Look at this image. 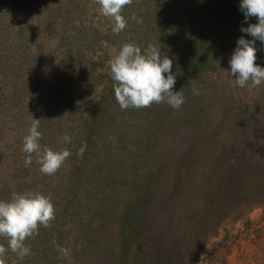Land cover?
I'll return each mask as SVG.
<instances>
[{
    "label": "rangeland",
    "instance_id": "obj_1",
    "mask_svg": "<svg viewBox=\"0 0 264 264\" xmlns=\"http://www.w3.org/2000/svg\"><path fill=\"white\" fill-rule=\"evenodd\" d=\"M24 1L27 5V0ZM9 3L0 0V199H9L13 192H41L51 197L57 211L65 202L63 198L71 197L66 186L70 156L74 157L78 139L93 120L91 116L86 120L90 108L87 113L78 114L80 105H89L91 101L81 103L77 97L83 81L76 71L77 62L83 65V59L95 57L93 45L88 46L83 36L80 37L79 27L75 28L79 31L77 40L71 36V27L61 10L46 9L38 16L29 6L17 18L15 12L22 11L21 6L16 11ZM88 4L91 12L99 11L93 2ZM100 16L101 13L95 19ZM9 23L10 29L6 30ZM226 23L218 34L235 38L240 32L238 24L232 20ZM23 28L25 37L15 40V30L17 34ZM223 49L227 50L219 52L218 68L214 67L203 77L205 91L191 86L192 97L176 108V115L183 113L187 118H196L178 119L175 126H165L164 139H155L156 143L161 139L159 149H163L154 146L155 152L144 150L146 155H151V161L145 160L142 171L149 169V164L153 167L157 160L166 166L154 183L156 188L150 187L146 194L143 187L139 193L145 194L146 199L142 197L134 203L130 200L133 195L122 197L120 213L124 222L115 225L107 251L98 254L94 248L86 247L77 255L80 249L74 250L69 234L65 233L62 244H58L51 229L45 227L38 228V238L30 247L35 249V255L43 247L57 249L60 245L70 252L63 256L62 263L55 264H264V86L245 87L238 92V85L227 72L229 48ZM100 55H105L104 50ZM255 63L264 66V49L257 52ZM176 91L184 99V93H189L183 87ZM194 96L196 101L192 103L190 99ZM246 97L249 103L245 101V106L239 108L240 101ZM161 108L167 115L175 109L161 102L153 107L150 116L128 117L112 131L121 126L131 127L129 131H137L135 134L140 136L143 129L157 124L155 132H160ZM33 118L40 119L42 147L54 151L66 148L71 153L53 175L39 171L36 153L31 154L32 163L25 165L29 154L22 151L23 137ZM65 133L72 137L70 143L62 140ZM109 135L114 137L111 132ZM120 142L115 147L117 154L125 161L131 157L139 161V152L143 154L140 138L130 136ZM158 154L161 156L155 159ZM208 154L210 157H204V162L212 166L202 173L200 165L195 164V156ZM85 177L80 190L82 196L87 195L90 186ZM206 186L211 187V192L208 193ZM111 202L107 205L109 212L114 211ZM177 204L178 211L174 210ZM85 217L89 225L93 224L91 216ZM70 218L77 221L72 212L67 219ZM50 222L57 224L56 216ZM66 226L69 229L68 223ZM116 238L119 244H114ZM181 252L187 256L183 257ZM25 260L26 256L22 262Z\"/></svg>",
    "mask_w": 264,
    "mask_h": 264
},
{
    "label": "trees",
    "instance_id": "obj_2",
    "mask_svg": "<svg viewBox=\"0 0 264 264\" xmlns=\"http://www.w3.org/2000/svg\"><path fill=\"white\" fill-rule=\"evenodd\" d=\"M9 1L14 10L19 11V6L22 8V11H19L20 13L15 12L17 18L29 6L38 16H42L43 11L46 9L56 8L59 12L61 10L62 17L66 19L71 27V36L77 40L75 37H77L76 33L79 31H76L75 28L79 27L80 37L83 36L88 46H90L89 44L93 45L92 52L95 57L83 59V65H81V61L77 62L76 70L83 81L77 97L81 98V103H84V100L90 99L91 101L89 105L81 104L78 114L87 113L88 108H90L91 113H87L86 120L90 116L93 119L89 124L83 119V123L87 124L86 133L78 139L76 146L79 149L82 144L86 143L87 147L82 156L76 155L78 149L74 151V157L70 156L68 163L70 165L69 183L66 186L71 197L69 199L67 195V198H63L65 202L55 211L57 224L56 222H49L48 229H51L54 235L53 240L58 241V244H62L65 233L69 234L71 236L70 244L73 242L75 245L74 250L80 249V251H77V255H81L86 247L94 248L98 254L105 253L109 243L113 240L112 234L114 235L115 225L118 222H124L120 213L122 197L133 195L130 200L134 203H137L142 197L146 199L145 194L139 195V193L143 192V187L147 190L146 194H149L150 187L156 188L154 183L158 180L162 168L166 166L162 160H157L158 163L153 164V167H151L152 164H149V169L146 167L142 171L146 161H151V155H146L147 153L144 150L149 149L155 152L153 150L155 147L162 150L163 148L159 149L161 139L158 143L155 142V139L157 137L158 139L160 137L164 139L165 126H175L178 119L187 118L183 113L176 115V108L173 110L174 113L169 111L172 113L171 115H167V111L161 108L160 112L163 113V117L159 122L160 132H155L154 127L157 124H151L149 129H143L142 126L143 131H141L140 136L135 134L137 131L131 133L129 131L131 127L121 126L116 131H112V129L118 127L117 123L124 124V120L128 117L142 119L143 117L146 118L145 116H150L153 107L158 106L159 103L153 102L150 106L139 109H121L114 96V81L110 76V59L124 43H134L140 46L141 49L149 43L162 46L161 50L173 60L172 72L176 76L173 91L180 89V87H183L184 90L188 89L189 93H184V100H187L193 95L190 93L191 86L199 91H205L206 84H203L205 83L203 77L209 75L214 67L218 68L220 63L218 59L219 52L227 50L223 47H228L227 53L231 55L235 40L241 33L237 32L235 38L222 37L218 33H220L222 26H225L226 22L231 20L235 22L234 24H238L240 28L244 16L238 7L239 0H131V3L125 5L122 9V15L128 20V23L127 27L119 34L112 32L110 18L101 14L100 17L95 19L100 13L97 0H27V5L24 0ZM82 1L84 3L81 4ZM88 2H93L99 11L91 12ZM133 14L141 18L142 22L138 23L130 19ZM220 14H222V17ZM42 18H44V15ZM255 22H257L256 18L251 17L249 23ZM10 24L8 28L5 27L6 30L10 29ZM25 33L24 28L18 29L17 34L15 30L14 39L25 37ZM63 33L65 35V31H62ZM0 37H2L1 32ZM246 38L250 39L251 37ZM257 47L264 49L259 41H257ZM102 50H104V56L100 55ZM209 68L212 70L206 71ZM263 86L262 83L261 87L263 88ZM241 89L238 86V92ZM207 92H210V90ZM97 93L100 94L97 95ZM191 100L194 103L196 97L194 96ZM245 101L249 103L246 97L240 101L239 108L245 106ZM162 105L166 106L167 103L162 102ZM188 105L191 106V103ZM167 116H170V118L167 119ZM194 118L196 117L187 119L189 121ZM246 119L242 120L246 121ZM110 132L114 137L108 136ZM130 136L139 137L141 144H143L140 145V151L143 154L139 152V161L133 157H131V160L127 158L125 161L117 154L118 152L115 149L121 143L120 141ZM199 153L201 155L200 151ZM158 156H161V154L156 155L155 159L159 158ZM195 157H197L195 164L200 165V172H208L209 167L211 168L212 165L207 166L204 157L209 159L210 155ZM79 158L81 159L78 160ZM84 175L88 178L86 183L90 185L86 196L80 195ZM206 188L208 193L211 192V187L206 186ZM110 201L113 203V212L107 211V205ZM127 204L128 202H125L124 206H127ZM179 208L178 204L174 206V210L178 211ZM70 212L77 217L76 222H73L71 218L67 219ZM85 216L88 218L91 216L94 221L93 224L89 225V220ZM66 223L69 224V229H67ZM130 225L132 226V223ZM133 226H136V224ZM38 228L45 229L41 225H38ZM90 231L92 233L89 235ZM37 238L35 232L31 237L26 238L25 244H30V247H32ZM114 244H119L118 239L117 241L114 240ZM0 245L7 248V241L2 240L1 236ZM54 245H56L55 242H53ZM33 251L35 249H31L30 254L26 256V260L22 262V259L11 250H8L3 256H0V261H5L4 264H55V262L60 261L62 263L63 261V256L54 247H43L42 252L38 255H35ZM92 253L94 252H90V254ZM186 254L181 252L183 257H186ZM170 255L172 257V254Z\"/></svg>",
    "mask_w": 264,
    "mask_h": 264
},
{
    "label": "clouds",
    "instance_id": "obj_3",
    "mask_svg": "<svg viewBox=\"0 0 264 264\" xmlns=\"http://www.w3.org/2000/svg\"><path fill=\"white\" fill-rule=\"evenodd\" d=\"M97 2L100 13L112 21L113 33L119 34L127 27L128 20L122 15V9L131 0ZM238 7L243 13L244 21L239 28L241 35L236 38L228 60L227 72L239 87L256 88L264 83V66L255 63L257 52L262 50L257 47V41L264 46V0H239ZM251 17H255L257 22L249 23ZM130 19L142 22L135 14ZM161 49L162 46L153 43L143 49L134 43H124L110 59L114 96L121 109L145 108L153 102H164L173 108H179L184 103L182 93L173 91L176 83V76L172 72L173 60ZM39 127L40 119L33 118L23 137L22 151L29 154L25 157V165L32 163L31 154L36 153L39 171L53 175L71 153L66 148L54 151L47 146L42 147L39 143ZM62 140L70 143L72 137L65 133ZM86 147V143L82 144L76 155L82 156ZM54 216L55 207L51 197L41 192H13L9 199H0V236L7 238V248L0 245V256L8 250L20 259L29 255L31 248L25 244L26 238L38 230V225L48 227ZM57 251L62 256H67L70 252L60 245H57Z\"/></svg>",
    "mask_w": 264,
    "mask_h": 264
}]
</instances>
